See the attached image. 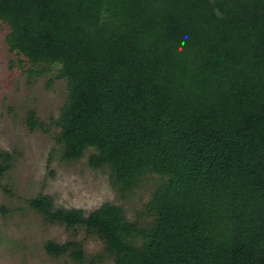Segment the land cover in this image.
I'll use <instances>...</instances> for the list:
<instances>
[{
    "label": "trees",
    "instance_id": "1",
    "mask_svg": "<svg viewBox=\"0 0 264 264\" xmlns=\"http://www.w3.org/2000/svg\"><path fill=\"white\" fill-rule=\"evenodd\" d=\"M8 53L29 78L67 85L53 122L60 159L87 151L111 186L161 183L147 226L104 203L85 214L28 201L81 227L112 264H264V0H0ZM30 131L48 133L34 110ZM13 154L0 151V180ZM82 263L76 241H47Z\"/></svg>",
    "mask_w": 264,
    "mask_h": 264
},
{
    "label": "rangeland",
    "instance_id": "2",
    "mask_svg": "<svg viewBox=\"0 0 264 264\" xmlns=\"http://www.w3.org/2000/svg\"><path fill=\"white\" fill-rule=\"evenodd\" d=\"M4 27L0 28V151L13 154L12 168L0 180V264H112L106 256L94 259L103 251V242L88 235L81 227L67 229L48 223L32 210L28 201L39 195L52 198L54 206L80 209L87 214L104 203L123 209L127 220L147 226L151 219L144 205L161 183L147 176L129 192L111 186L107 168L93 169L83 158L65 162L60 159L54 141L57 128L53 122L67 97V85L55 80L48 86L57 67L40 77L29 78L10 55L4 43ZM29 110L47 125L48 133L30 131L24 122ZM81 243L85 255L82 263L70 256L53 257L44 244Z\"/></svg>",
    "mask_w": 264,
    "mask_h": 264
}]
</instances>
